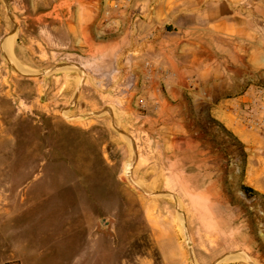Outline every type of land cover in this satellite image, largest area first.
<instances>
[{
	"label": "rangeland",
	"instance_id": "374dc122",
	"mask_svg": "<svg viewBox=\"0 0 264 264\" xmlns=\"http://www.w3.org/2000/svg\"><path fill=\"white\" fill-rule=\"evenodd\" d=\"M48 1L0 0V264H264L254 131L177 139L130 61L43 25Z\"/></svg>",
	"mask_w": 264,
	"mask_h": 264
},
{
	"label": "crops",
	"instance_id": "0c3cea01",
	"mask_svg": "<svg viewBox=\"0 0 264 264\" xmlns=\"http://www.w3.org/2000/svg\"><path fill=\"white\" fill-rule=\"evenodd\" d=\"M42 17L80 54L130 61L149 103L171 109L151 120L180 126L177 139L198 141L208 121L252 138L237 115L264 86V0H49Z\"/></svg>",
	"mask_w": 264,
	"mask_h": 264
},
{
	"label": "built area",
	"instance_id": "2783aa9c",
	"mask_svg": "<svg viewBox=\"0 0 264 264\" xmlns=\"http://www.w3.org/2000/svg\"><path fill=\"white\" fill-rule=\"evenodd\" d=\"M237 116L245 131L257 132L264 141V86L255 91V99Z\"/></svg>",
	"mask_w": 264,
	"mask_h": 264
},
{
	"label": "water",
	"instance_id": "95a60500",
	"mask_svg": "<svg viewBox=\"0 0 264 264\" xmlns=\"http://www.w3.org/2000/svg\"><path fill=\"white\" fill-rule=\"evenodd\" d=\"M108 225V219L107 218H102L99 220V226L101 229H105Z\"/></svg>",
	"mask_w": 264,
	"mask_h": 264
},
{
	"label": "bare ground",
	"instance_id": "6f19581e",
	"mask_svg": "<svg viewBox=\"0 0 264 264\" xmlns=\"http://www.w3.org/2000/svg\"><path fill=\"white\" fill-rule=\"evenodd\" d=\"M259 46V45H258ZM262 59V58H261ZM263 59H264V57H263ZM155 124V123H154ZM171 127V126H170ZM153 128V127H152ZM155 128V127H154ZM160 129V128H159ZM160 131V130H159ZM155 132V131H154ZM174 132V131H173ZM162 134V133H161ZM174 144V143H173ZM173 152V151H172ZM166 153V152H165ZM166 154H168V153H166ZM172 155V154H171ZM173 156V155H172ZM158 158H160V157H158ZM167 163V162H166ZM173 172V171H172ZM126 174H128V171H126ZM145 175V174H144ZM241 236V235H240Z\"/></svg>",
	"mask_w": 264,
	"mask_h": 264
}]
</instances>
